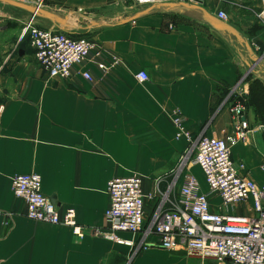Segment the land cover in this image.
<instances>
[{"label":"crops","instance_id":"obj_1","mask_svg":"<svg viewBox=\"0 0 264 264\" xmlns=\"http://www.w3.org/2000/svg\"><path fill=\"white\" fill-rule=\"evenodd\" d=\"M41 1L56 22L0 1V210L12 215L10 225H0V264H191L183 251L157 247L155 238L136 251L94 237L90 229L105 226L112 178L158 174L143 190L152 192L158 181L164 190L174 164L203 130L220 139L233 135L231 106L218 99L247 71L239 55L244 48L233 35L207 24L202 10L215 20L224 12L225 23L260 56L264 24L256 15L261 0H201L196 7L167 3L171 5L153 8H138L131 0ZM28 21L72 38L85 36L94 49L68 79H50L21 32ZM262 64L264 57L257 67ZM84 71L92 82L82 78ZM141 71L148 75L145 83L135 79ZM176 112L185 131L178 139L172 124ZM253 129L246 142L230 151L235 162L245 164L249 179L262 185L264 143L260 130ZM30 173L40 175L42 193L59 211L75 210L84 236L25 217L11 179ZM195 176L206 191L202 175ZM212 204V211L224 210L217 198ZM250 206L248 201L233 212L251 215ZM150 212L146 201L145 213ZM119 237L139 240L126 233Z\"/></svg>","mask_w":264,"mask_h":264},{"label":"built area","instance_id":"obj_2","mask_svg":"<svg viewBox=\"0 0 264 264\" xmlns=\"http://www.w3.org/2000/svg\"><path fill=\"white\" fill-rule=\"evenodd\" d=\"M131 1L138 8L167 3L189 6L201 2ZM37 4L41 5L42 1ZM256 16L264 24V0H261ZM217 18L222 22L228 21L222 11L218 12ZM21 32L28 36L34 59L50 79H68L74 68L86 62L94 49L87 37L72 38L56 30L38 27L32 21L25 22ZM98 66L100 70L105 69L102 65ZM81 76L85 81L92 82L89 72H81ZM135 79L145 83L148 75L141 71L135 75ZM229 111L233 118V135L228 139H220L209 137L203 130L197 140L191 142L192 160L188 159L189 154H183L186 158L181 157L177 171L172 173V180L166 183L164 190L160 189L158 181L152 192L145 193L142 178L137 174L109 180L105 226L101 230L90 229L92 235L127 245L136 251L150 245L151 239L155 238L157 247L183 251L199 264H264V184L257 185L249 179L245 164L235 162L230 151V146L246 142L254 129L244 116L242 105L237 103ZM172 124L177 139L185 134L179 112L174 114ZM186 161L199 168L206 191L202 190L196 176L183 169V164L188 165ZM260 169L264 173V155ZM11 191L16 199L24 203L27 219L66 227L75 236H84V228L76 222L75 210L69 208L59 211L55 203L42 193L40 175L30 173L14 176L11 179ZM216 198L224 209L221 212L212 211V201ZM146 201L151 202L149 215L145 213ZM248 201H251V215L233 212ZM11 217L9 212L0 210V225H10ZM122 233L137 236L139 240L124 241L119 237Z\"/></svg>","mask_w":264,"mask_h":264},{"label":"rangeland","instance_id":"obj_3","mask_svg":"<svg viewBox=\"0 0 264 264\" xmlns=\"http://www.w3.org/2000/svg\"><path fill=\"white\" fill-rule=\"evenodd\" d=\"M28 4H29V2H28ZM257 20L260 22V20L258 18H257ZM260 56L263 58L264 54H261ZM246 73H247V71H245L242 75H240L241 78H240V81H239L237 87H233V89L227 90L226 94L224 95V97H222V95L219 96L220 98L218 99V101H220L221 104L225 103V104H227L229 106H233V105H235L237 103L242 105L244 116L246 118H248L249 124L251 122V124L254 125L253 127H251V126L250 127L252 129L254 127H256V128H258L260 130V133L262 134L263 143H264V88H262V87L260 88L259 87L260 85L259 86H255V91H254L253 94H251L252 95V98H251V95L249 96V91H250L249 90L250 89L249 86H250L251 81L249 80V77H248V75H246ZM258 77L259 76H257V77L254 76L252 78L256 79ZM244 85L248 86V93L244 92ZM235 88H236V91H233ZM196 140H197V138H194V139L191 140V142L193 143ZM191 142L189 143V146L192 144ZM189 146H188L189 149L187 148L188 150L186 149L184 154H185V156L187 154H189L188 155V159L190 158V160H192L193 149H190L192 146H190V147ZM185 156L183 155L182 157L186 158ZM181 160L182 159L180 158L179 161L174 164L175 166H174L173 170L170 172L168 177L165 179L166 183L168 181L172 180V176H173L172 173L177 171V168H178ZM189 162L190 161L187 162L188 165L183 164V169L185 171H187L188 173L193 174L194 176H195V174L196 175H201V172H200L199 168L197 166H195V165H191ZM137 175H139V174H137ZM139 176L142 178V183L144 185V183L153 184V180H154V178H156L158 176V174H154L153 178L151 176H148V175H143V176L139 175ZM160 183H161V181H160ZM166 183L164 184V187H163L164 189L166 187ZM161 188L162 187L160 185V189ZM191 264H199V262L197 260H195V259H191Z\"/></svg>","mask_w":264,"mask_h":264},{"label":"water","instance_id":"obj_4","mask_svg":"<svg viewBox=\"0 0 264 264\" xmlns=\"http://www.w3.org/2000/svg\"><path fill=\"white\" fill-rule=\"evenodd\" d=\"M0 1L4 2L6 4H9L11 6H14L16 8H19L21 10H24L25 12L30 13L32 17H38V18H42V19L49 20V21H52V22H56V18L54 16V14H52L49 11H46V10L42 9L40 4L32 6L30 4H26L24 2H20V1H17V0H0ZM169 5H171V4H163V5H160V6H169ZM191 7H196V6L192 5ZM202 13H203L204 21L207 24L211 25L215 30H217L219 32H226V33H229V34L233 35L239 41L240 44L244 43V45L246 47V50H247V54L249 56L251 55L252 49L250 48V46L248 45L247 42H244L241 39V36L239 35V33L234 28H232L230 25L226 24L225 22H222V21H220L218 19L217 20L213 19L204 10H202ZM240 57L247 64V67H248L247 68L248 69L247 70V75L251 74L252 72H254L256 64L258 62H260V60H262V57H260V56L254 57V58H252L253 63L252 64H248L247 61L242 56H240Z\"/></svg>","mask_w":264,"mask_h":264},{"label":"trees","instance_id":"obj_5","mask_svg":"<svg viewBox=\"0 0 264 264\" xmlns=\"http://www.w3.org/2000/svg\"><path fill=\"white\" fill-rule=\"evenodd\" d=\"M153 7H155V6H153ZM152 7V8H153ZM81 37H85V36H81ZM241 39L244 41V42H246L245 41V39L243 38V37H241ZM249 45V44H248ZM240 46H242V48H244V53H243V55H242V53H240L239 52V55L240 56H242L246 61H247V63L248 64H252L253 63V60H252V58H254V57H258L255 53H254V51L252 50V53H251V55L249 56L248 54H247V50H246V47H245V45H244V43L243 44H241ZM251 48V47H250ZM252 49V48H251ZM240 50H241V48H240ZM254 76H259L258 78H256V79H253L252 77H254ZM248 77H249V80L251 81V83H250V91H249V96L251 95V94H253L254 93V91H255V86H259L260 88L262 87V88H264V64H262L261 66H258L256 69H255V71L252 73V74H250V75H248ZM226 94V91H223V93H222V97H224V95ZM251 98H252V95H251Z\"/></svg>","mask_w":264,"mask_h":264}]
</instances>
